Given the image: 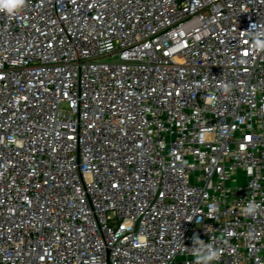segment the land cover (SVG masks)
I'll list each match as a JSON object with an SVG mask.
<instances>
[{
  "label": "built area",
  "instance_id": "2783aa9c",
  "mask_svg": "<svg viewBox=\"0 0 264 264\" xmlns=\"http://www.w3.org/2000/svg\"><path fill=\"white\" fill-rule=\"evenodd\" d=\"M260 23L264 0L0 12V264H194V235L264 264Z\"/></svg>",
  "mask_w": 264,
  "mask_h": 264
},
{
  "label": "clouds",
  "instance_id": "9594fccd",
  "mask_svg": "<svg viewBox=\"0 0 264 264\" xmlns=\"http://www.w3.org/2000/svg\"><path fill=\"white\" fill-rule=\"evenodd\" d=\"M26 4V0H0V12L14 15L17 11L22 9ZM251 40V47L253 52L264 51V23L259 25H251L249 30H245ZM260 205L250 204L245 209V214L254 215L259 209ZM191 253L194 256V264H213L220 258L219 251L212 243H205L198 235L193 236V244Z\"/></svg>",
  "mask_w": 264,
  "mask_h": 264
}]
</instances>
